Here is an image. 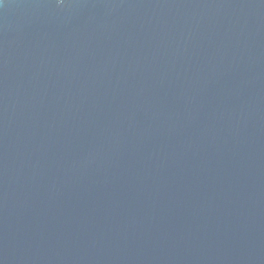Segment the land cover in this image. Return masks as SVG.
<instances>
[{
  "label": "water",
  "instance_id": "1",
  "mask_svg": "<svg viewBox=\"0 0 264 264\" xmlns=\"http://www.w3.org/2000/svg\"><path fill=\"white\" fill-rule=\"evenodd\" d=\"M0 264H264V0H3Z\"/></svg>",
  "mask_w": 264,
  "mask_h": 264
},
{
  "label": "clouds",
  "instance_id": "2",
  "mask_svg": "<svg viewBox=\"0 0 264 264\" xmlns=\"http://www.w3.org/2000/svg\"><path fill=\"white\" fill-rule=\"evenodd\" d=\"M3 2V0H0V3H2ZM57 3L58 4H63L64 3V0H57Z\"/></svg>",
  "mask_w": 264,
  "mask_h": 264
}]
</instances>
